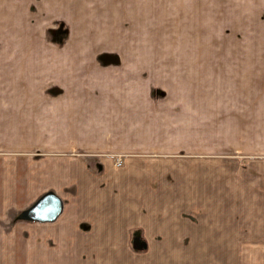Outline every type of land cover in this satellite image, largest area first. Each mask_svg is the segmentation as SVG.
<instances>
[{
	"label": "crops",
	"instance_id": "crops-1",
	"mask_svg": "<svg viewBox=\"0 0 264 264\" xmlns=\"http://www.w3.org/2000/svg\"><path fill=\"white\" fill-rule=\"evenodd\" d=\"M232 1L225 54L149 55L181 1L0 0V264H264V0Z\"/></svg>",
	"mask_w": 264,
	"mask_h": 264
},
{
	"label": "rangeland",
	"instance_id": "rangeland-1",
	"mask_svg": "<svg viewBox=\"0 0 264 264\" xmlns=\"http://www.w3.org/2000/svg\"><path fill=\"white\" fill-rule=\"evenodd\" d=\"M181 1V8L174 13L171 10H168V15L171 16L168 23L165 25L172 26V30H169V33L166 36L153 34L151 38L152 41H162L164 45H151L141 53L149 55L157 54H176L174 47H168L165 45V39L167 43H175L174 41H181V45L185 43V48H182L177 54H198V55H223L227 51L224 47V35H225V18L223 14V2L224 0H178ZM238 4V0H233ZM232 1V2H233ZM243 0H241L242 2ZM248 2V0H247ZM211 5V8L209 4ZM245 3V2H244ZM243 3V4H244ZM253 0H250V3L243 5V7H248L252 5ZM238 7V6H237ZM245 10V9H244ZM96 11L101 13L96 5L92 1L88 3L87 6V16L85 21V29L87 28L86 38L88 41L97 39V42H108L113 37V30L109 23L101 24L100 17L101 14H98ZM212 24L213 28H212ZM167 27V26H166ZM94 28V29H93ZM228 33V30H227ZM141 37V36H140ZM147 39L150 37H146ZM228 38V36H227ZM148 41V40H147ZM172 41V42H168ZM172 46V45H169ZM99 47H86V54L92 55L96 54V50ZM121 49V48H119ZM145 49V48H140ZM115 53V52H114ZM228 53V52H227ZM170 80H134V87H164L171 86ZM221 80H218L217 83H220ZM172 109L167 111V119L175 120V112ZM185 113V111H183ZM221 122V118H218ZM143 123V122H142ZM163 124V123H162ZM143 125L147 126V123L144 122ZM116 155L114 158V164H116L117 159ZM121 165L123 162V157L121 156ZM165 160L157 161L161 164ZM219 256H216L218 258ZM264 259V258H263ZM230 261H238V256H230ZM244 261V260H241ZM254 262L255 260H248Z\"/></svg>",
	"mask_w": 264,
	"mask_h": 264
},
{
	"label": "water",
	"instance_id": "water-1",
	"mask_svg": "<svg viewBox=\"0 0 264 264\" xmlns=\"http://www.w3.org/2000/svg\"><path fill=\"white\" fill-rule=\"evenodd\" d=\"M61 210L60 200L53 194L44 195L38 204L32 209L35 218L41 220H53Z\"/></svg>",
	"mask_w": 264,
	"mask_h": 264
},
{
	"label": "built area",
	"instance_id": "built-area-1",
	"mask_svg": "<svg viewBox=\"0 0 264 264\" xmlns=\"http://www.w3.org/2000/svg\"><path fill=\"white\" fill-rule=\"evenodd\" d=\"M116 159H117L116 164H120L121 163V160H120L121 159V155L117 156Z\"/></svg>",
	"mask_w": 264,
	"mask_h": 264
}]
</instances>
